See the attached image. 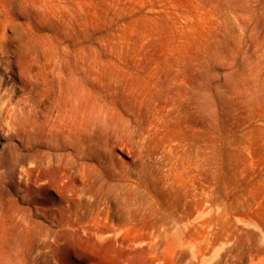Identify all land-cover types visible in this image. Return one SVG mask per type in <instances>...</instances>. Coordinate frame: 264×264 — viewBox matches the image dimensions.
Instances as JSON below:
<instances>
[{"label": "rangeland", "instance_id": "1", "mask_svg": "<svg viewBox=\"0 0 264 264\" xmlns=\"http://www.w3.org/2000/svg\"><path fill=\"white\" fill-rule=\"evenodd\" d=\"M1 35L0 264H264V0H0ZM88 110L126 209L51 126Z\"/></svg>", "mask_w": 264, "mask_h": 264}, {"label": "bare ground", "instance_id": "2", "mask_svg": "<svg viewBox=\"0 0 264 264\" xmlns=\"http://www.w3.org/2000/svg\"><path fill=\"white\" fill-rule=\"evenodd\" d=\"M2 27L4 26V23L2 21ZM2 35L0 36V38ZM11 38H8L6 40H0V52L2 54H7L11 50ZM90 111H84L83 117L81 119H77V117L71 112L70 115H72L70 118V115H67V113L63 114L60 119L62 123L51 124L52 127L55 126H62L66 125V127L70 128V134L68 136V140L64 142V145H68L70 147V151H67L64 153L65 162H69L70 164H80L79 174L81 177V180L87 181V187L86 189L89 192H92L94 194H100L107 192H114V191H120L123 193V196L115 195L114 197L118 200V203L120 207L126 209L133 201V197L135 194V190L133 188H128L126 186V177L130 174L127 170H122L121 173L116 174L113 170V167L115 165V161L113 158L112 153L109 150H106L104 147L107 145L106 139L104 136L91 134L89 132V114L91 116ZM67 143V144H65ZM65 146H62L64 148ZM51 151V150H50ZM81 159L79 162L78 159ZM141 170L138 171L135 175V177L143 184H145L146 188L149 185V180L146 174L144 173L145 166L140 165ZM149 187V186H148ZM149 190H152L151 188ZM173 205L175 208L179 207V200L175 199L173 202ZM190 205L187 206V208L184 210L183 216L189 217L191 213ZM76 203L73 204V206H65L64 208H61L62 211L68 212L69 215H65L63 220L67 222L68 227L74 228L76 225L81 224L83 218L77 217L72 218V214L76 210ZM130 215H135V212H130ZM124 216L120 222L121 225H127L128 220ZM169 220L168 216L162 217V222L166 223ZM154 226L153 221H147L141 226H130L132 227V230L139 231L148 229L149 227ZM104 226H96L93 228L95 230L96 235L101 234L104 231ZM129 228V227H128ZM160 235H164L165 233L157 232L155 234L156 237H160ZM255 233L251 232L249 234L250 237L254 236ZM151 238L152 235L149 233L143 231V234L139 238ZM138 238V237H136ZM168 238V237H167ZM170 238V236H169ZM168 238V239H169ZM175 243V239H171Z\"/></svg>", "mask_w": 264, "mask_h": 264}]
</instances>
